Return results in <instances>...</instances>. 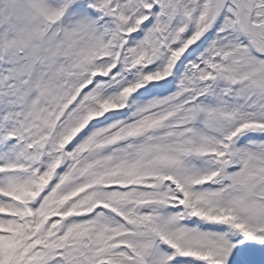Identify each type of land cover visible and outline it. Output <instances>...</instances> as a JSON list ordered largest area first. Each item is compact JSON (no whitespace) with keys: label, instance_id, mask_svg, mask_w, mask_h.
Wrapping results in <instances>:
<instances>
[{"label":"snow or ice","instance_id":"snow-or-ice-1","mask_svg":"<svg viewBox=\"0 0 264 264\" xmlns=\"http://www.w3.org/2000/svg\"><path fill=\"white\" fill-rule=\"evenodd\" d=\"M0 264H264V0H0Z\"/></svg>","mask_w":264,"mask_h":264}]
</instances>
